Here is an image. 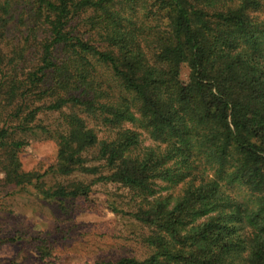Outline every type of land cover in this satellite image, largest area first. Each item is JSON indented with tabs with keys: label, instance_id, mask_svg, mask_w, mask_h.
Masks as SVG:
<instances>
[{
	"label": "trees",
	"instance_id": "obj_1",
	"mask_svg": "<svg viewBox=\"0 0 264 264\" xmlns=\"http://www.w3.org/2000/svg\"><path fill=\"white\" fill-rule=\"evenodd\" d=\"M263 6L0 0V197L97 211L93 185L125 189L147 251L92 264H264ZM30 135L56 147L43 172ZM21 240L60 259L0 239Z\"/></svg>",
	"mask_w": 264,
	"mask_h": 264
},
{
	"label": "rangeland",
	"instance_id": "obj_2",
	"mask_svg": "<svg viewBox=\"0 0 264 264\" xmlns=\"http://www.w3.org/2000/svg\"><path fill=\"white\" fill-rule=\"evenodd\" d=\"M258 14L264 17V6ZM187 75L188 70L182 69V77ZM28 138L31 142L19 153L22 168L43 172L55 162L56 147L52 140L43 141L44 136ZM127 196L118 185L97 183L89 196L97 211L80 209L73 202L63 209L30 191L0 197V239L31 236L53 242L54 255L60 259L49 264H92L97 256L144 254L147 249L138 241V228L123 212L129 210ZM19 243L0 241V264H47L36 259L33 246L22 240Z\"/></svg>",
	"mask_w": 264,
	"mask_h": 264
}]
</instances>
